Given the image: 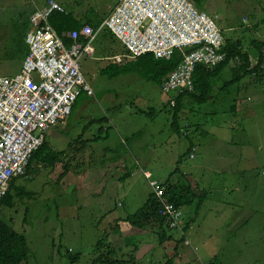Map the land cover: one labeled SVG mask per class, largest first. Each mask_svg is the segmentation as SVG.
<instances>
[{"label": "rangeland", "instance_id": "rangeland-1", "mask_svg": "<svg viewBox=\"0 0 264 264\" xmlns=\"http://www.w3.org/2000/svg\"><path fill=\"white\" fill-rule=\"evenodd\" d=\"M39 1L0 0V76L19 72L27 14ZM58 1L92 23L116 3ZM198 8L213 16L225 42L239 40L254 54L250 42L264 34V0H203ZM91 46L93 52L78 62L92 94L81 92L71 115L45 133L46 151L67 148L63 161L72 170L33 163L30 176L15 179L13 205L0 207L3 220L27 240L23 264H93L104 258L110 241V257L138 264H264V83L247 74L225 84L233 77L231 61L216 78L212 99L198 103L181 96L176 131L169 99L177 93L162 92L142 67L119 72L132 59L114 60L125 53L117 39L101 32ZM78 136L93 139L72 157ZM189 140L198 147L192 158ZM143 170L161 184L191 182L197 194L206 189L197 212L182 207L189 245L176 246L185 236L166 223L163 243L155 223L121 233L114 227L153 193ZM20 189L25 195L18 197ZM186 219H193L187 229Z\"/></svg>", "mask_w": 264, "mask_h": 264}, {"label": "built area", "instance_id": "built-area-1", "mask_svg": "<svg viewBox=\"0 0 264 264\" xmlns=\"http://www.w3.org/2000/svg\"><path fill=\"white\" fill-rule=\"evenodd\" d=\"M55 10L64 12L65 8L57 0L34 4L25 33L28 52L20 72L0 76V202L12 179L30 176V159L44 142L46 131L71 114L81 92L92 94L78 61L82 54L93 52L91 42L103 28L125 50L124 55L115 56L116 62L144 54L168 59L174 50L181 51L179 64L160 85L164 93L192 91L195 66L213 68L226 57L225 40L213 16L190 0H116L97 28L84 24L62 33L49 20ZM79 36L85 41H79ZM63 38H69L71 45L66 46ZM169 104L174 105L175 99L170 98ZM196 150L191 146L190 158ZM143 173L167 227L185 236L180 224L183 209L166 198L161 183ZM183 243L190 244L186 236Z\"/></svg>", "mask_w": 264, "mask_h": 264}, {"label": "trees", "instance_id": "trees-1", "mask_svg": "<svg viewBox=\"0 0 264 264\" xmlns=\"http://www.w3.org/2000/svg\"><path fill=\"white\" fill-rule=\"evenodd\" d=\"M196 7H199L203 0H190ZM50 23L56 29L58 33L70 31V30H79L84 24L81 20L77 19L71 11L65 9L64 12L53 11L49 17ZM98 24H94L93 27L96 28ZM103 33L104 36H110L114 38L111 31L108 28H103L100 33ZM79 41H85L83 36H79ZM25 40V37H24ZM63 41L66 46L71 45V40L69 38H63ZM239 40L235 41H227L224 43V51L226 52V57L217 66L213 68H205L202 65H196L193 73V90L189 92H182L175 95V104L171 105L173 109L172 113V123L171 127H174L176 131H179L177 127V118L179 116V112L181 109L180 98L183 95H188L189 98L198 103H203L209 100L212 97V90L214 87V83L217 77L220 76L223 69L231 62L235 61L236 65L233 66V71L236 73L233 74L231 80H229L225 84H233L235 83L240 76L251 74L253 77H259L262 71V65L264 61V38L253 39L250 44L253 46V49L258 53L257 61L255 64H251L250 54L247 50L241 48V44ZM26 43V41H25ZM27 44V43H26ZM28 52V45H27ZM26 52V54H27ZM25 54V56H26ZM182 57L180 50H174L170 58H155L152 54H144L138 56L132 60H129L122 64V68H120L119 72H125L129 70L130 67L136 65L138 67H142L149 72V75L152 79H156L161 85L164 77L173 70L180 62ZM23 63V62H22ZM110 67L109 64L106 68ZM239 77V78H238ZM161 89V86H160ZM76 103V102H75ZM234 107L235 104H232ZM74 107V106H73ZM74 110V108L72 109ZM87 140H82L80 136H78L77 142L82 143ZM195 146V145H192ZM47 148V141L44 139V142L37 150H35L32 154V157L29 162L28 172L31 171L32 164H42L48 167H53L57 163H62V167H66L67 164L63 163V158L66 156V149L56 151L51 147ZM18 178V177H17ZM15 179H12L9 185V189L7 193L2 197L0 202V207L2 205L12 206L14 201L13 190L15 187ZM162 185H164L166 198L174 203L180 208L184 206L193 207V211L197 212L200 209L204 202V198L206 197L205 190H201L200 194L194 190L191 182L188 184H178V183H170L169 180H165ZM25 192L20 189L16 196L20 197ZM160 203L157 200L156 196L152 193L146 202L138 208V210L130 216L124 218L125 221L129 222L135 227L144 228V226L155 223L159 227L156 232L159 231V241L163 242L167 237L164 234L163 226L165 224V217L160 212ZM183 209V208H182ZM1 214V211H0ZM193 220V219H192ZM191 219L185 222L184 228L187 229L192 221ZM183 241V238L176 240V246ZM183 243V242H182ZM108 242L106 246L107 255H102V259H94L93 264H138L134 261L133 258L128 260L117 259L110 257L114 253V249L111 248V245ZM69 251V250H68ZM28 245L25 236L22 233L15 231L9 224H7L3 218L0 216V264H23V262L27 259L28 256ZM80 254L72 255L71 261L72 263L78 259ZM165 264H170V260L167 259Z\"/></svg>", "mask_w": 264, "mask_h": 264}, {"label": "crops", "instance_id": "crops-1", "mask_svg": "<svg viewBox=\"0 0 264 264\" xmlns=\"http://www.w3.org/2000/svg\"><path fill=\"white\" fill-rule=\"evenodd\" d=\"M45 1L46 0H40L38 3L36 2H34V4H36L37 6H42V5H44V3H45ZM58 1V0H57ZM59 2V1H58ZM60 3V2H59ZM61 4V3H60ZM63 7H64V5L63 4H61ZM33 7H34V5H33ZM33 7H31V9H30V11L28 12V14H27V22H28V17H29V15H30V13L33 11ZM65 8V7H64ZM74 16L77 18V19H79V17H77L75 14H74ZM104 18H106V17H104ZM104 18H101L100 20H98L97 22H94V23H92V21H90L89 19H86V20H81V19H79V20H81L83 23L85 22V24H89V25H91V26H93L94 24H98V26L101 24V22H102V20L104 19ZM97 26V27H98ZM96 27V28H97ZM27 31V30H26ZM26 33V32H25ZM24 37H25V35H24ZM115 38V37H114ZM113 38V39H114ZM261 38H264V34L261 36ZM116 39V38H115ZM24 42H25V40H24ZM26 44V43H25ZM26 52H27V44H26V49L24 50V55H23V59H22V62H23V60H24V57H25V54H26ZM249 54H250V61H251V64L253 65V64H255L256 63V61H255V59H258L257 58V55H258V53L254 50V54L252 55L250 52H249ZM256 55V57H254ZM253 60H254V62H253ZM230 64V63H229ZM228 64V65H229ZM228 65L223 69V70H225L227 67H228ZM21 66H22V63H21ZM20 69H21V67H20ZM233 67L231 68V71H232V73L235 75L236 73H234V71H233ZM19 72H20V70H19ZM18 72V73H19ZM18 73H16V74H18ZM15 74V75H16ZM14 76V75H13ZM239 78V77H238ZM240 78H241V76H240ZM240 78L237 80V81H240ZM252 80H254V81H257V82H259V83H264V61H263V65H262V71H261V74L259 75V77H257V78H252ZM261 85V84H260ZM216 87V84L214 83V87H213V89ZM212 92H213V90H212ZM212 94V93H211ZM213 97V96H212ZM212 97L211 98H209V100L210 99H212ZM74 107H75V105H74ZM73 107V108H74ZM229 108L230 109H232L234 112H236V110H237V108H236V106H232V105H230L229 106ZM70 116V115H69ZM81 138V137H80ZM46 139V138H45ZM93 138H85V139H83L84 141L85 140H87L86 142H82V143H80L79 144V146H74V148H73V151L71 152V155H72V157L76 154V152H78V153H80L81 151H82V149L85 147V146H87V145H89L90 146V141L92 140ZM221 143L224 145L225 143H227L228 142V140L226 139V138H222L221 139ZM192 145H195V143L192 141V140H189L188 141V143H187V145H186V153L188 154V156H189V152H190V149H191V146ZM196 146V145H195ZM52 148V147H51ZM87 148H88V146H87ZM52 149H54V148H52ZM66 149V151H67V148H64V149H54V150H56V151H59V150H65ZM196 151H198V147H197V150ZM75 152V153H74ZM71 155H69L67 158H66V160L67 159H71ZM195 157V156H194ZM73 159V158H72ZM225 159H226V157L225 156H222V155H220V158H219V161L221 162V163H225ZM63 163H64V161H63ZM59 164V165H58ZM67 164V166L64 168V169H66L69 173H70V171L72 170V168L70 167V165H69V163H66ZM57 166H61L62 167V163H57L55 166H53V167H51V168H56ZM48 167V166H47ZM142 172H147L148 174H149V178H150V173H149V171H147V170H143ZM143 175H144V173H143ZM145 176V175H144ZM74 177V176H73ZM155 180V179H154ZM15 185V184H14ZM197 188V187H196ZM203 191L205 190V192H206V189L205 188H203L202 189ZM197 192V191H196ZM205 201V200H204ZM203 205V204H202ZM125 218V217H124ZM124 218L122 217L120 220L118 219L116 222H115V224H114V227L116 226V230H118L120 233H121V231H133V229H145V227L144 228H138V227H135V226H133L132 224H130L129 222H127V221H125L124 220ZM187 220H189V219H186V221ZM185 221V222H186ZM186 237H187V235H186ZM111 242V241H110ZM109 242V243H110ZM164 242V241H163ZM162 242V243H163Z\"/></svg>", "mask_w": 264, "mask_h": 264}, {"label": "clouds", "instance_id": "clouds-1", "mask_svg": "<svg viewBox=\"0 0 264 264\" xmlns=\"http://www.w3.org/2000/svg\"><path fill=\"white\" fill-rule=\"evenodd\" d=\"M71 113H72V112H71ZM70 115H71V114H70ZM68 117H69V116H68ZM68 117H67V118H68Z\"/></svg>", "mask_w": 264, "mask_h": 264}]
</instances>
